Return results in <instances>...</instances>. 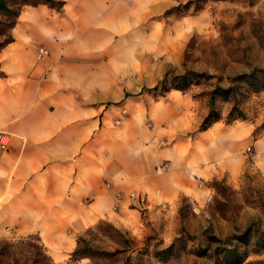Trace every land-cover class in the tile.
<instances>
[{"label": "crops", "instance_id": "obj_1", "mask_svg": "<svg viewBox=\"0 0 264 264\" xmlns=\"http://www.w3.org/2000/svg\"><path fill=\"white\" fill-rule=\"evenodd\" d=\"M152 1L21 8L0 50V238L38 235L57 264L102 220L172 244L184 198L203 208L213 181L241 176L246 157L230 144L247 134L220 122L199 131V100L153 91L168 72L154 56L179 65L184 49L151 21Z\"/></svg>", "mask_w": 264, "mask_h": 264}, {"label": "rangeland", "instance_id": "obj_2", "mask_svg": "<svg viewBox=\"0 0 264 264\" xmlns=\"http://www.w3.org/2000/svg\"><path fill=\"white\" fill-rule=\"evenodd\" d=\"M33 1L0 0V47L10 38L18 12L26 2ZM157 1L152 2L160 12L151 21L159 24L161 35L184 49L179 65L170 63V51L154 56L158 62L167 56L171 74L167 87L174 84L173 76L186 70L198 72L200 82L183 91L209 110L208 92L216 84L238 86L232 98L218 97L216 108L222 116L218 122L233 124V133L247 134L246 140L235 143L232 138L230 144L239 145L246 162L239 178L222 179L217 188L210 183L214 192L203 208L196 209L192 200L184 198L174 241L182 239L172 249L168 250L171 243L164 242L160 230L141 236L138 231L120 229L102 220L80 235L82 246L88 248V256L80 260L85 264H264V89L234 79L254 66L264 65V0ZM235 100L245 118L228 122ZM121 112L128 115L127 108ZM115 123L120 124L121 118ZM145 225L149 226L146 220ZM146 226L141 225L143 229ZM230 249L236 252L228 254ZM74 262L70 257L63 264Z\"/></svg>", "mask_w": 264, "mask_h": 264}, {"label": "trees", "instance_id": "obj_3", "mask_svg": "<svg viewBox=\"0 0 264 264\" xmlns=\"http://www.w3.org/2000/svg\"><path fill=\"white\" fill-rule=\"evenodd\" d=\"M40 3H46L50 6L61 10L65 4V0H36L33 2H26L27 5H37ZM190 5L187 3L186 6ZM20 12V11H19ZM18 12V14H19ZM17 14V15H18ZM17 17V16H16ZM15 23V21H14ZM14 23L12 27L14 26ZM13 40L12 34H10V38L0 47H4L7 43ZM3 72L0 70V75ZM170 73L168 72L164 80L161 84L157 85L153 88V91L161 90L163 88L162 93L170 90L171 88L186 90L194 83L200 82L201 74L195 72L193 70H186L180 75L173 76L174 84L170 87H167ZM236 81L244 80L248 82L252 87L256 88L257 90L264 89V65L254 66L250 71L241 73L234 78ZM197 81V82H195ZM239 90V87H235L233 84L229 86H222L221 84H216L215 88L208 92L210 97V109L207 116L202 121L199 131H203L208 129L214 123L221 120L222 116L219 111H217L216 103L218 97H224L226 100L232 98V95H236ZM236 97V96H235ZM236 99V98H234ZM237 100L233 103V108L229 112L230 120H236L239 118H245V114L243 110H240L236 105ZM222 183L220 180H215L212 182L214 187H218V185ZM181 240L182 238H177L170 246L169 249H172L177 240ZM83 238L79 237L78 246L76 250L72 253L71 258L74 261L80 260V258L88 256L86 254L85 248L82 246L81 242ZM231 252H236L234 249L227 250V253L230 254ZM228 254H225L226 256ZM0 264H57L54 262L52 257L46 251L43 243L41 242L39 236L37 235H29L25 237H20L16 241H12L10 239H0Z\"/></svg>", "mask_w": 264, "mask_h": 264}, {"label": "built area", "instance_id": "obj_4", "mask_svg": "<svg viewBox=\"0 0 264 264\" xmlns=\"http://www.w3.org/2000/svg\"><path fill=\"white\" fill-rule=\"evenodd\" d=\"M49 54V50L45 47H40L39 48V52L38 55L39 57H43L45 55ZM0 144L2 146V148H6L7 147V138H6V134L5 133H1L0 134ZM132 197H135V194L132 195ZM138 198L140 200H142V197L140 198V196L138 195Z\"/></svg>", "mask_w": 264, "mask_h": 264}]
</instances>
